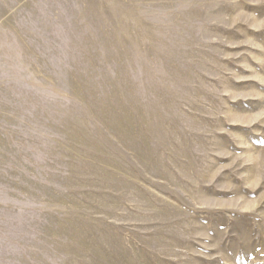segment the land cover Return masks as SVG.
Here are the masks:
<instances>
[{"label": "rangeland", "instance_id": "1", "mask_svg": "<svg viewBox=\"0 0 264 264\" xmlns=\"http://www.w3.org/2000/svg\"><path fill=\"white\" fill-rule=\"evenodd\" d=\"M0 264H264V0H0Z\"/></svg>", "mask_w": 264, "mask_h": 264}]
</instances>
